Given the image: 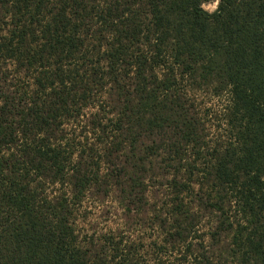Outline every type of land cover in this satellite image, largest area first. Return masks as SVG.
<instances>
[{
  "label": "trees",
  "instance_id": "obj_1",
  "mask_svg": "<svg viewBox=\"0 0 264 264\" xmlns=\"http://www.w3.org/2000/svg\"><path fill=\"white\" fill-rule=\"evenodd\" d=\"M207 1L0 0V264H134L85 249L74 205L139 210L152 179L177 202L166 236L215 221L193 264H264V0ZM201 90L231 96L212 149Z\"/></svg>",
  "mask_w": 264,
  "mask_h": 264
},
{
  "label": "rangeland",
  "instance_id": "obj_2",
  "mask_svg": "<svg viewBox=\"0 0 264 264\" xmlns=\"http://www.w3.org/2000/svg\"><path fill=\"white\" fill-rule=\"evenodd\" d=\"M218 3L219 0H208L203 9L213 13ZM189 98L194 101V108L204 123L207 146L212 149L229 142L226 110L230 105V94L224 92L215 96L210 91L201 90L189 92ZM205 151L211 153L207 148ZM203 157L200 160L195 158L200 164L197 166L202 169L207 165L208 155ZM163 178L167 177L161 180ZM148 185L144 205L139 210L122 202L121 194L116 190L106 196L85 195L74 205V226L79 241L93 253L102 251L110 257L129 258L134 264H193L200 252L197 247L200 241H205V247L209 246V230L214 219L206 213L198 218L191 216L187 218L191 229L185 238L171 239L166 235L175 232L179 219L174 215L166 231L160 228V222L170 213L169 210L176 208L177 202L163 182L152 179ZM226 245L227 241L213 250L220 252ZM218 252L210 255L217 257ZM221 263L234 264L225 258Z\"/></svg>",
  "mask_w": 264,
  "mask_h": 264
}]
</instances>
